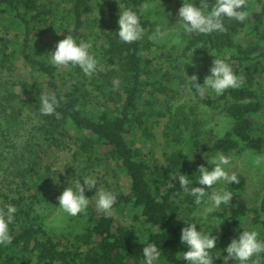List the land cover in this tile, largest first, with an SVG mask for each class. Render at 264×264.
Segmentation results:
<instances>
[{
  "label": "trees",
  "instance_id": "obj_1",
  "mask_svg": "<svg viewBox=\"0 0 264 264\" xmlns=\"http://www.w3.org/2000/svg\"><path fill=\"white\" fill-rule=\"evenodd\" d=\"M147 1L166 4L171 20L184 2L200 6V0H0V156L7 159L1 169L0 208L6 210L11 204L17 209L9 225L12 243L0 245V264H143L142 249L148 244L160 249L159 262L187 264L181 258L188 251L180 241L181 229L187 220L194 221L196 203L182 191L177 175L188 176L190 187H199V172L190 157L199 161L208 149L231 155L242 145L264 153V134L253 135L257 121L264 117V0L248 3L244 22L225 19V33L186 36L182 32L179 52L160 54L164 68L150 58L151 51L163 47L149 39L156 22L140 11ZM206 2L210 7L215 4V0ZM252 3L259 5L258 11L251 9ZM129 8L140 15L145 29L144 37L132 44L118 36L120 11ZM68 35L77 43L92 42L89 51L101 66L97 74L89 77L78 66L51 65L50 53ZM240 36L252 41L240 45ZM215 58L225 59L235 74L245 77V84L202 99L191 76L202 85ZM17 59L28 68L27 74L16 67ZM174 59L180 61L191 96L208 107L223 108L231 126L222 137H208L192 109L187 113L182 105L173 111L168 104L158 107L154 94L171 81L168 71ZM41 93L57 97L54 115H41ZM23 114L36 117L35 130L43 143L33 159L22 153L10 157L7 151ZM161 120L164 149L159 163L144 154L143 147H133L127 136L139 130L141 139L151 142V130ZM71 139L74 158H93L103 165L105 185L117 200L111 217L89 205L79 233L56 235L45 225L43 202L48 207L51 203L40 195H47L56 157ZM73 170L65 175L74 177ZM237 177L238 184L222 186L233 193L231 202L207 214L206 230L196 225L203 234L211 230V236L217 237L210 253L213 264H225L226 248L244 231L247 217L260 226L258 239L264 242V191L256 207L248 206L242 195L245 179ZM257 259L264 264V254L253 257Z\"/></svg>",
  "mask_w": 264,
  "mask_h": 264
},
{
  "label": "clouds",
  "instance_id": "obj_2",
  "mask_svg": "<svg viewBox=\"0 0 264 264\" xmlns=\"http://www.w3.org/2000/svg\"><path fill=\"white\" fill-rule=\"evenodd\" d=\"M248 6V0H215L213 6H209L206 0H200V6L197 7L193 2H184L178 10V20L176 25L186 36L192 34L211 35L212 33H225L227 28L224 20H235L244 22L249 17V12L244 10ZM154 5L143 4L141 13ZM210 9V10H209ZM118 36L121 42L132 44L140 41L145 35V29L140 22V15L132 9H124L119 14ZM166 33L158 26L155 32L149 36L150 40L157 41L163 39ZM174 45H179V37L171 41ZM92 42L81 40L79 43L71 36L60 40L55 51L50 53V63L57 69L79 67L82 72L89 77L97 74L101 70L98 60L90 53ZM210 75L205 77L203 84L197 83V77L191 76L194 87L198 95L203 98L210 90L216 96H222L227 90L241 89L245 84V77L234 73L232 67L223 58H215L210 68ZM178 75L184 76V70ZM59 107V101L54 94L41 93L39 96V110L41 115H54ZM219 135H224L223 125L217 130ZM231 157L222 153H217L209 162L215 167L209 171L208 168L200 165L198 168L199 176L197 183L199 187H190L188 176L179 174L178 183L180 188L188 196L195 198L197 205L206 204L205 212L210 213L218 209L222 204L228 205L233 193L228 190L218 191L216 185L221 183H239L236 173L226 170L231 164ZM252 163L256 167L264 165V155H252ZM176 176L172 178L175 179ZM206 187L211 190L209 193ZM85 188L91 191L97 188V180L91 177H85L83 184L77 180L74 187H66L62 194L57 198L59 209L70 217H76L81 213L86 214L92 200L86 198ZM95 208L97 212L103 213L106 217H111L113 206L116 203L117 196L104 188H98L95 195ZM207 197V200H205ZM17 209L9 204L0 208V245H11L13 237L10 234L9 225L14 222V215ZM259 233L255 230L242 231L238 239H233L227 246V256L224 257L225 264L229 260L237 261L238 264H259V260H253V257H259L264 254V242L258 239ZM180 241L188 246V251L182 253V259L187 264H213L211 250L215 249L217 237L203 234L197 230L195 224H190L181 229ZM144 261L143 264H157L161 252L155 244H148L142 249Z\"/></svg>",
  "mask_w": 264,
  "mask_h": 264
},
{
  "label": "rangeland",
  "instance_id": "obj_3",
  "mask_svg": "<svg viewBox=\"0 0 264 264\" xmlns=\"http://www.w3.org/2000/svg\"><path fill=\"white\" fill-rule=\"evenodd\" d=\"M250 2L251 0H248V3ZM146 3L154 5V7H150L148 10L143 12L152 21L156 22V26L154 27L151 35L155 32L158 26H160L166 33L163 39H158L157 41L151 40L156 46L163 47L162 51H151L150 54V58L154 60V63L157 65H162L164 68L165 64L162 63L163 59L160 58L162 57L160 54L178 53L179 49L184 44V36L182 34V30L179 29L178 25H176L178 15L174 20H171L169 13L166 11L167 9L165 10V8H168L166 4L160 2L152 3L150 1H147ZM259 8L260 7L258 4L252 3L251 9L253 11H258ZM177 37H179L181 43L179 45L172 44L171 41ZM46 40L51 42L49 38ZM251 41L252 40L250 37L240 36L238 39V43L240 45H245ZM15 62L16 67L22 73L27 74L29 72L28 68L24 66L21 59H17ZM170 63L172 67L168 72L171 76V81L166 85V89L164 91L154 94L158 101V107H164L166 104H168L170 109L173 111L177 105H182L185 107L187 113H190L189 110L192 109L194 112V117H196L197 121L201 124L202 130L210 134L208 137H221L217 130L221 129L222 125L224 134L228 132L231 123L229 119L226 118L223 108H212L197 102L188 91L185 77L178 75V73L181 71L180 61L178 59H174ZM144 95L146 96V92ZM215 96L216 95L212 94L211 91L208 90L207 94L202 99H206L208 97L214 98ZM1 113L2 110L0 108V114ZM163 122L164 120H161L158 126L151 130L152 134L154 135V139L151 142H145L144 139H141V133L139 130H133L127 136L128 142L133 147H143V153L149 157L155 158L159 161V163L162 160V152L164 149L161 127ZM36 124L37 119L35 116H28L25 114L21 115L19 123H17L14 132L12 133L11 143L9 144V147H7L10 157L14 154L22 153L25 156H28L29 159H33L34 151H37V148L43 144L39 135L37 134V131L35 130ZM260 134H264V117L257 121V124L253 130V135ZM74 151L75 145L71 139L56 157L54 173L49 178V191L47 189V195H40V198H45L49 203H51L48 207V205L43 202V206L45 208L43 211L45 215V225L50 233L56 235H62L67 232L72 234L79 233L86 221V215L84 213H81L76 217H70L59 209V202L57 198L62 194L66 187H74V184L77 180H80L81 184H83V179L85 177L96 179L97 188H94L91 191L85 188V196L86 198L92 200L90 206H94V208L95 199L93 196L95 195L98 188L102 187L108 191L105 185V180H107V178L104 174L103 165L93 158L90 160H88L86 157L74 158ZM185 151H188V148H186ZM217 153L219 152L208 149L199 161L193 157H190L191 166L198 169L200 165H203L204 167L208 168L209 171H211L215 165L209 164L208 161L216 156ZM254 154L258 153L247 150L242 145H239V147L231 155H226L232 158L231 164L226 168V170L230 173L234 172L236 175H242L245 179V186L242 195L246 204L251 207L257 206L259 197L264 191V165H261L260 167L253 165L252 155ZM259 155H264V153ZM6 163L7 159L4 160L0 156V176L2 175L1 169L5 167ZM71 168H74V170L71 171V174H74V177H67L65 175L66 171ZM122 181L126 182L127 179L122 177ZM223 184L224 183L216 185V189L221 191ZM205 190L209 193L211 192V190L207 187ZM88 194H90L91 197H88ZM205 200H207V197H205ZM55 201L58 202L56 206H54L52 203ZM206 207V204H196L192 212V219L194 221L187 220L186 227L190 224H198L200 228L206 230V227L209 226L207 221L208 213L205 212ZM243 227L244 231L255 230L259 233L260 230V226L254 225L251 217H247L245 219ZM210 232L212 231L207 230L205 233L206 235H211ZM157 264L163 263L158 261Z\"/></svg>",
  "mask_w": 264,
  "mask_h": 264
}]
</instances>
